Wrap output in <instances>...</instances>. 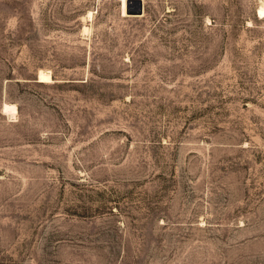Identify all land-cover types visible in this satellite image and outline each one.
I'll return each mask as SVG.
<instances>
[{"label": "rangeland", "instance_id": "rangeland-1", "mask_svg": "<svg viewBox=\"0 0 264 264\" xmlns=\"http://www.w3.org/2000/svg\"><path fill=\"white\" fill-rule=\"evenodd\" d=\"M125 2L0 0V264H264V0Z\"/></svg>", "mask_w": 264, "mask_h": 264}, {"label": "bare ground", "instance_id": "bare-ground-1", "mask_svg": "<svg viewBox=\"0 0 264 264\" xmlns=\"http://www.w3.org/2000/svg\"><path fill=\"white\" fill-rule=\"evenodd\" d=\"M122 7H123V12L126 8V14H129V9L128 7L126 6V2L125 0H123V3H122ZM258 14L260 15V17H264V4L261 5L258 9ZM89 16L91 17V12H89ZM84 31L87 32L88 31V27H84ZM54 79L51 75V72L49 71H45V70H40L39 71V81L40 82H46V83H49V82H52ZM4 111H14L16 112V106L15 105H10V104H5L4 105Z\"/></svg>", "mask_w": 264, "mask_h": 264}, {"label": "water", "instance_id": "water-1", "mask_svg": "<svg viewBox=\"0 0 264 264\" xmlns=\"http://www.w3.org/2000/svg\"><path fill=\"white\" fill-rule=\"evenodd\" d=\"M140 1V0H139ZM142 4H141V2H139V10H138V13H142Z\"/></svg>", "mask_w": 264, "mask_h": 264}]
</instances>
